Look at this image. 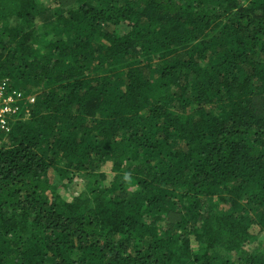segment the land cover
<instances>
[{
	"label": "trees",
	"instance_id": "16d2710c",
	"mask_svg": "<svg viewBox=\"0 0 264 264\" xmlns=\"http://www.w3.org/2000/svg\"><path fill=\"white\" fill-rule=\"evenodd\" d=\"M0 87V264H264V0H0Z\"/></svg>",
	"mask_w": 264,
	"mask_h": 264
},
{
	"label": "built area",
	"instance_id": "2783aa9c",
	"mask_svg": "<svg viewBox=\"0 0 264 264\" xmlns=\"http://www.w3.org/2000/svg\"><path fill=\"white\" fill-rule=\"evenodd\" d=\"M18 97L19 94H10L8 96H4L3 91L0 90V129L4 128L6 124V118L13 112L14 109L11 105Z\"/></svg>",
	"mask_w": 264,
	"mask_h": 264
},
{
	"label": "rangeland",
	"instance_id": "374dc122",
	"mask_svg": "<svg viewBox=\"0 0 264 264\" xmlns=\"http://www.w3.org/2000/svg\"><path fill=\"white\" fill-rule=\"evenodd\" d=\"M153 63H156V62H153ZM107 75H111V73L109 72ZM155 76H157L156 75V73H155ZM109 168H110V165L109 164H106V166L105 167H103L102 168V171L104 172V173H106L107 175H108V177H112V173H109ZM109 173V174H108ZM79 179H75L74 180V183H72V185H69V190L71 191V192H76V191H78L79 189H80V186H79V182L80 181H78ZM82 182V181H81ZM77 184H78V186H77ZM76 186H77V188H76ZM76 190V191H75ZM259 244V245H258ZM256 248V249H255ZM257 248H261V249H263V243H262V240H260V239H255V240H251L250 241V244H249V248L248 249H250V250H257Z\"/></svg>",
	"mask_w": 264,
	"mask_h": 264
}]
</instances>
